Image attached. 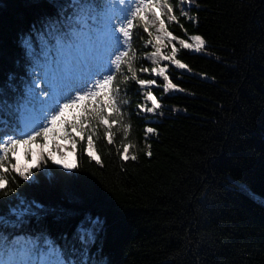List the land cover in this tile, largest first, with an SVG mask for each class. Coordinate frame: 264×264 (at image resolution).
<instances>
[{"label": "trees", "instance_id": "obj_1", "mask_svg": "<svg viewBox=\"0 0 264 264\" xmlns=\"http://www.w3.org/2000/svg\"><path fill=\"white\" fill-rule=\"evenodd\" d=\"M194 4L199 7L187 10L193 21L180 19L187 34L166 21L175 35L200 34L206 41L208 55L180 53L190 71L170 66L169 75L184 91L164 95L159 114L137 116L143 102L138 86L122 85L128 92L120 99L129 101L122 111L131 124L123 142L133 145L129 156L136 161L117 154L119 127L114 145H107L101 130L92 148L99 161L88 157L86 139L74 137L73 171L80 179L29 186L17 176L11 185L28 200L65 210L59 220L50 214L40 222L53 238L67 233L71 239L80 219L99 217L89 249L96 264H264V0ZM45 11H55L47 0H0V82L9 73L25 74L20 37ZM176 12L180 16L178 3ZM133 48L137 70L151 67L141 56L152 49L135 37ZM152 90L161 96L157 86ZM79 111H67L68 121ZM145 120L155 134L146 136ZM34 142L42 146L44 138ZM48 167L65 171L51 160ZM0 201L4 213L8 202H17L2 193ZM31 227H38L35 218Z\"/></svg>", "mask_w": 264, "mask_h": 264}, {"label": "snow or ice", "instance_id": "obj_2", "mask_svg": "<svg viewBox=\"0 0 264 264\" xmlns=\"http://www.w3.org/2000/svg\"><path fill=\"white\" fill-rule=\"evenodd\" d=\"M47 2L54 5L55 11L41 13L30 32L20 37L25 74L9 73L6 81L0 82V193L17 201L8 202L6 213L0 209V264H96L90 259L89 249L101 227L99 217L80 219L71 239L67 233L53 238L47 227L39 226L40 222L50 214L59 220L65 210L45 207L35 199L28 200L11 186L17 176L29 186L42 180L51 183L80 179L73 171L78 166L51 154L45 157L43 152L24 146L41 137L47 141L50 133L57 134L58 125L71 128V132H64V138L86 139L88 149L94 147V137L101 138V130L107 145H114L115 129L119 127L123 140L116 149L117 154L123 161H136V155H128L133 145L123 142L129 137L131 124L125 122L122 111V107L129 104L128 100L120 99L122 91L124 95L128 92L122 85L132 81L138 86L143 102L136 106L137 116L159 114L164 95L184 91L169 75L170 66L178 71H190L189 65L178 58L180 53L188 50L208 55L207 45L200 34L185 39L166 26L165 16L167 22L176 24L187 34L180 19L193 21L187 10L199 7L194 0H176L180 16L176 3L167 0L163 3L159 0ZM134 37L152 49L141 56L151 67L141 66L137 70ZM17 66H21L20 61ZM144 73L154 78H140ZM160 78L163 83L158 85ZM154 86L162 93L159 98L152 90ZM74 109L80 111L74 113V119L69 122L66 112ZM149 123L151 121L145 120L146 136L156 133V129L147 126ZM71 146L76 147L75 139ZM21 147L25 155L31 152L30 161L22 163ZM87 155L100 160L91 150ZM146 155L151 157V151ZM49 160L62 165L65 171L48 167ZM3 203L5 201H0ZM32 218L37 221V228L31 227Z\"/></svg>", "mask_w": 264, "mask_h": 264}, {"label": "rangeland", "instance_id": "obj_3", "mask_svg": "<svg viewBox=\"0 0 264 264\" xmlns=\"http://www.w3.org/2000/svg\"><path fill=\"white\" fill-rule=\"evenodd\" d=\"M159 2L163 3L165 1L159 0ZM179 8H180V5H179ZM165 20L167 21L166 16H165ZM150 23H151V21H150ZM157 27H158V24H157ZM162 47H166V45L162 44ZM160 79L162 80V78H160ZM173 92H176V91H171L170 93H173ZM148 106H150V104ZM62 129H63V127L62 128L58 127V132L56 135H53L52 133H50L48 138H47V141H45V139H44V143L42 146H40L36 142H33L31 145L24 146V147L32 149L33 151H35L37 153H40V151H43L47 156H49V154H51V155L55 156L57 159H63V160H65V162L74 165V163H75V154H74L75 148H73L71 145H72L73 140L75 138H74V136L64 138L63 134H64L65 130H62ZM24 147H21V149H20V155H21L22 163L25 161L31 160V152H29L27 155H25L24 154ZM88 150L93 151V149H88ZM128 155H129V152H128Z\"/></svg>", "mask_w": 264, "mask_h": 264}]
</instances>
